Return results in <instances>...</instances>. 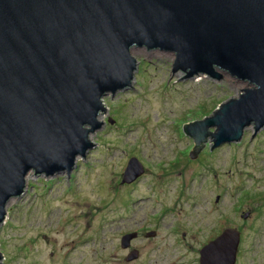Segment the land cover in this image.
<instances>
[{
  "label": "rangeland",
  "instance_id": "rangeland-1",
  "mask_svg": "<svg viewBox=\"0 0 264 264\" xmlns=\"http://www.w3.org/2000/svg\"><path fill=\"white\" fill-rule=\"evenodd\" d=\"M133 56V85L104 98L96 146L70 174L30 178L8 205L4 263L200 264L213 229L216 238L233 228L241 233L235 264H264V128L211 150L208 137L195 158L184 131L246 84L225 73L178 79L185 72L173 67V52L138 48ZM133 157L144 173L123 184ZM133 250L138 257L127 260Z\"/></svg>",
  "mask_w": 264,
  "mask_h": 264
},
{
  "label": "water",
  "instance_id": "water-1",
  "mask_svg": "<svg viewBox=\"0 0 264 264\" xmlns=\"http://www.w3.org/2000/svg\"><path fill=\"white\" fill-rule=\"evenodd\" d=\"M138 48L173 52L178 79L225 73L246 84L185 124L191 158L208 137L211 150L264 128V0H0V227L29 174H70L96 146L104 98L132 87ZM143 173L133 157L121 182ZM239 242L226 228L200 249V264H235Z\"/></svg>",
  "mask_w": 264,
  "mask_h": 264
},
{
  "label": "flooded vegetation",
  "instance_id": "flooded-vegetation-1",
  "mask_svg": "<svg viewBox=\"0 0 264 264\" xmlns=\"http://www.w3.org/2000/svg\"><path fill=\"white\" fill-rule=\"evenodd\" d=\"M246 213V212H245ZM249 216V213H247V215H245L244 217L245 218H247ZM240 232V231H239ZM241 234V233H240ZM211 240H214V229H213V233H212V236H211V238L210 239H207V241L209 242V241H211ZM240 240H241V238H240ZM207 242V243H208ZM240 243V242H239Z\"/></svg>",
  "mask_w": 264,
  "mask_h": 264
},
{
  "label": "bare ground",
  "instance_id": "bare-ground-1",
  "mask_svg": "<svg viewBox=\"0 0 264 264\" xmlns=\"http://www.w3.org/2000/svg\"><path fill=\"white\" fill-rule=\"evenodd\" d=\"M203 75V74H202ZM199 76V75H198ZM197 78H199V77H197ZM104 115V114H103ZM103 115L101 116V119H103ZM34 175L33 174H29L28 176H27V181H29V179L30 178H32Z\"/></svg>",
  "mask_w": 264,
  "mask_h": 264
}]
</instances>
